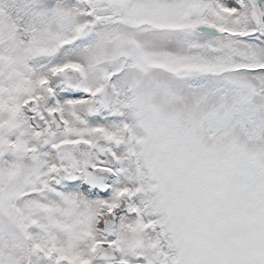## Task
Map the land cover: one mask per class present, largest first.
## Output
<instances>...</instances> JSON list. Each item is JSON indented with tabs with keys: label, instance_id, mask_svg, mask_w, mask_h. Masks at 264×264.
Instances as JSON below:
<instances>
[{
	"label": "snow or ice",
	"instance_id": "snow-or-ice-1",
	"mask_svg": "<svg viewBox=\"0 0 264 264\" xmlns=\"http://www.w3.org/2000/svg\"><path fill=\"white\" fill-rule=\"evenodd\" d=\"M0 264H264V0H0Z\"/></svg>",
	"mask_w": 264,
	"mask_h": 264
}]
</instances>
